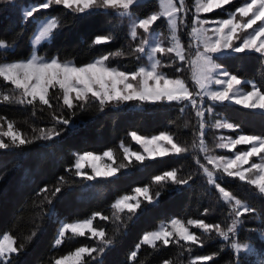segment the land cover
<instances>
[{
  "label": "trees",
  "instance_id": "obj_1",
  "mask_svg": "<svg viewBox=\"0 0 264 264\" xmlns=\"http://www.w3.org/2000/svg\"><path fill=\"white\" fill-rule=\"evenodd\" d=\"M42 2L0 0V40L6 45L0 47V62L27 59L33 52L32 40L38 22L48 16L56 17L61 26L54 31L50 41L40 45L38 53L41 56H56L63 61L83 64L112 53L107 63L123 71L138 70L147 62L146 52L137 59V55L131 54L129 50V45L135 46L144 30L137 28L138 35L133 41L130 28L132 19L160 15L158 0L131 6L128 10L131 19L119 6L88 9L84 14L74 13L63 6H54L25 20L23 11ZM195 2L184 0L191 18ZM244 2L231 0L228 5L208 16L226 17ZM150 29L152 32H160L164 37L170 33L167 21L161 15L149 26ZM98 35H110L112 40L93 43ZM167 56H159L162 60L161 68L171 77L184 75L186 79L183 68L180 72L176 71L183 62L175 57L173 66L165 67ZM220 62L227 72L237 75L244 82V88L250 90L251 81L264 90V57L260 54L237 53L220 59ZM8 85L0 82L1 91H6ZM191 90L194 91L192 85ZM60 92L55 88L49 90V97L56 94L50 103L58 111L67 112L59 98ZM210 105L214 109V119L223 118L238 126L230 134L264 136L263 111L227 103ZM71 119V125L64 126L65 130L59 136H53L50 140L33 139L38 135L36 130L50 131L53 127H60L52 119L48 107L38 101L29 105L26 101L16 103L0 96L1 129L11 124L16 133L30 140V143L18 146L12 144L9 136L3 137L9 147L0 149V238L9 234L16 246L36 232V236L26 243L24 252L17 257V264H55V260L75 251L77 247L97 246L98 238L89 233L79 237L68 234L62 244H55L62 222L89 218L93 228L102 229L112 243L95 260L85 254L83 261L86 264H236L237 255L230 242L225 241L214 229L206 232L188 223L189 220L200 219L205 223H219L222 230L231 224L228 215L230 205L218 189L208 182L206 174L196 163L197 159L214 172L221 187L256 209L253 214L242 213L235 242L255 245L252 253H243L242 250L244 264H264V254H261L264 249V195L259 193L255 185L248 184L247 180L228 176L222 170L214 169L207 161L205 152L223 153L217 146L219 131L211 127L204 131L203 141L207 147L204 152L198 139L199 124L195 110L188 101L183 104L113 102L102 109L98 103L90 101L83 110H77ZM133 131L142 136L168 134L181 146L188 147V152L145 158L143 163L135 158L125 159L124 146L140 150L130 135ZM86 151L95 154L112 151L117 166L124 164L126 167L112 177L84 181L67 169L72 166V172H75L78 155ZM169 171H175L178 178L187 179L191 176L192 179L187 184L179 185L172 178L164 177ZM83 173L93 174L91 169H85ZM157 175L164 179L156 181L154 177ZM61 176L65 180L61 192L51 197L52 203L49 204L39 189L45 186L51 188ZM137 187H147L153 202L149 203L144 196H140V208L135 214L128 213L127 209L120 211L112 207L119 198L134 194ZM156 193L160 195L157 197ZM97 212L100 215H94ZM103 216L108 219H102ZM173 218L182 220L198 237V242L184 241L176 235L168 245L161 241L154 245L142 242L145 233ZM137 243L140 244L139 248H136ZM132 251L137 252L134 259L130 256ZM205 255L212 259H198Z\"/></svg>",
  "mask_w": 264,
  "mask_h": 264
},
{
  "label": "snow or ice",
  "instance_id": "obj_2",
  "mask_svg": "<svg viewBox=\"0 0 264 264\" xmlns=\"http://www.w3.org/2000/svg\"><path fill=\"white\" fill-rule=\"evenodd\" d=\"M139 0H43L33 8H29L23 11L25 20L34 18L41 10H48L54 6H63L64 8L71 9L74 13L84 14L88 12V9L95 8H116L119 6L121 9L129 15L131 19V12L128 10L134 4H137ZM229 0H203V2L197 8V12H210L214 8H221L224 5H228ZM183 3L180 8L170 6L166 11V15L169 16V23L172 27L173 33L176 30V21L173 18L174 14L182 9ZM124 14V13H122ZM238 14V15H237ZM240 18H247L241 22ZM157 19L155 14L147 16L142 19H132L130 36L133 41L136 40L138 32L137 28L143 29V34L140 35L139 41L129 45L131 54H136L137 59L140 55L144 54L147 47L150 45V32L149 26ZM260 24L253 28V25ZM209 23L207 20H194L191 28L193 40L195 41V49L190 55H186L183 46L179 43V40L173 36L174 43L172 46L164 47L161 42L152 49L154 62L150 68L139 67L138 70L122 71L115 67H112L109 63V56L102 55L91 62L83 64H74L71 61H61L56 56L49 57L47 59L37 56L34 52L31 59L26 62L10 63L0 65V76L6 81H10L20 90L21 103L26 101L27 104L32 105L34 102H39L46 105L51 111L52 119L56 125L60 127H53L50 131L47 129L36 130L38 135L33 139L50 140L53 136H59L62 131L65 130L64 126L71 125L72 119L77 114V110H83L88 102L98 103L102 109L106 104L125 103L132 101L139 102H151V103H172L183 104L185 101L190 102L191 106L195 109L196 116L199 118L198 139L203 147L204 136V114L205 112L211 114L213 108L211 106L204 107V97H208L211 101H226L235 100L236 104L242 105L245 108L252 110L264 111V90L261 86L249 81L250 90L246 92H233V85H240L241 80L237 75L229 73L223 70L213 60V55L223 50H233L238 53L245 51H255L264 57V0H245V2L235 7L234 10L227 14V18H219L215 23V27L210 30L202 27V25ZM197 25H200L199 27ZM61 25L57 18L50 19L47 24L39 31L35 36V42L39 43L42 39L50 37L55 30ZM240 29H252L243 37L236 36V33ZM112 40L110 35H98L95 37L93 43L99 44L101 42H109ZM239 41V42H235ZM5 42L0 40V47H5ZM192 48V42H189V49ZM175 53V58L181 62H187L193 69V79L198 87V91H189L185 84V81L178 76L175 79H166L164 74L157 71L160 60L156 59L157 53ZM194 57V58H193ZM182 68L178 66L176 71L180 72ZM212 84L219 85L222 90H213L210 86ZM59 87L61 90L59 98L62 99L63 105L66 106L67 112L58 111L50 103V99L55 98L48 96L49 88ZM226 86V87H225ZM231 93V94H230ZM182 110V109H181ZM215 127H227L230 129H238L237 125L232 123H225L217 120ZM3 135L11 138L12 144L22 146L30 143L27 138H22L19 133L12 131V125L9 124L8 131ZM133 140L141 144L144 147V151L148 157L165 156L170 151L176 154L182 152L187 153L188 147L181 146L180 143L173 142L172 138L164 133L159 136H152V138H143L135 131L130 133ZM221 137V141H223ZM158 141H166L171 148L158 144ZM237 144H248L250 147L248 150L237 152L232 157L217 156L206 157L209 163L214 161L223 162V172L228 176L238 177L243 181L246 179L245 173L252 169L257 170L255 178L248 177L247 183L255 185L259 193L264 195V136L259 135H244L238 134L236 139L229 138L227 143H219L217 146L222 148L235 147ZM9 144L0 138V149H7ZM112 152L106 151L103 153L104 157L112 160ZM134 156L136 161L143 163L145 156L140 152H130L128 148H124V158L130 159ZM258 156L259 163L252 162L249 168L245 169L242 165L249 164V158ZM102 159L101 156L94 155L91 151L84 152L83 155L78 156L74 165L76 171L72 172V166L67 169L74 176L81 177L84 181H93L98 177L108 178L114 176L120 172L126 165L120 164L113 167L112 164H105L102 167L96 162ZM92 161L91 167L93 174L89 175L83 173L80 169L84 166V161ZM196 163L200 166L203 172L208 178V182L216 189H218L222 198L230 205V211L228 215L231 217V224L227 226L226 230H222L219 223H205L203 220H189V224H195L202 228L204 231L209 232L215 230L219 236L225 241L231 243V247L235 250L237 255L236 264H244L243 253H252L255 250L253 244H238L235 242L237 225L241 223L240 217L242 213L253 214L256 209L247 203H243L241 200L236 199L235 196L226 191L224 187H221L214 177V173L210 171L205 165L200 164L199 159ZM219 163H215L217 169L220 168ZM164 177H170L172 180L179 184H187L191 176L187 179L178 178L175 171H169L164 174ZM164 177L157 175L154 177L156 181L164 179ZM64 177L61 176L59 180L51 188L45 186L39 189V192L44 196V199L49 204L52 203L51 197H55L57 193L61 192V188L64 184ZM135 192L142 194L144 198L149 202H153V197L148 194L147 187H137ZM157 197L159 193L155 194ZM131 199H135L129 196H123L116 201L112 206L115 209L123 211L127 209L128 213L135 214L137 209L140 208V202L137 200L135 203H130ZM207 212V209L204 210ZM94 215H100L98 212ZM107 220V216L101 217ZM92 220H84L80 223H65L63 227L59 229V238L55 240V244L61 243V238L64 237L65 231L70 229L73 233H79L85 235L84 229L87 228L92 235L98 238V244L95 247H77L75 252H70L67 256H62L60 259L55 260V264H86L83 261V256L87 253L88 257L95 260L98 256L105 252L108 244L112 243V240L106 238L105 232L101 230L92 229ZM173 227L176 229L179 239L184 241H191L193 243L198 242V237L183 227L179 220L172 221ZM231 234V235H230ZM264 235V233H262ZM36 232L32 233V236L22 240L18 245L14 246V242L9 236H5L4 240L7 243H0V264H17V257L25 250L26 243L30 241ZM173 233L167 229H161L157 232H147L143 235L142 239L148 244H154L155 241H161L164 245H168L170 237ZM178 243V241H177ZM140 244L137 243L136 248H139ZM243 250V253H242ZM93 253L96 255L94 256ZM261 254H264V249L261 250ZM132 259L137 256L136 251L130 253ZM198 259L208 261L212 257L205 255Z\"/></svg>",
  "mask_w": 264,
  "mask_h": 264
},
{
  "label": "rangeland",
  "instance_id": "obj_3",
  "mask_svg": "<svg viewBox=\"0 0 264 264\" xmlns=\"http://www.w3.org/2000/svg\"><path fill=\"white\" fill-rule=\"evenodd\" d=\"M145 1H148V0H139V2H138L137 4L142 3V2H145ZM158 1H159V3H160V7H161L160 15L163 16V17H165V19H166V21H167V24H168V27H169V29H170V33L168 34V36H165V37H164V36L161 35L160 32H152L151 29L149 30L150 35H151V37H150V45L147 47V49H146V51H145V52H146V57H147V62H146V63H143L140 67L150 68V67H151V64L154 62L152 49H153V48L157 45V43H159V42H161L162 45H163L164 47L172 46V44L174 43V40H173V36H174V35H175V37L179 40V43L181 44V46H183L184 51H185V54H186V55H190L191 52L194 51V49H195V41L193 40V36H192V33H191V28H192V26H193V21H194V20H207L209 23L202 25V27L207 28V29L210 30L212 27H215V26H216L215 23H214V21H216V20L219 19V18H211V17H209L208 15H209L210 13L214 12L215 10L221 9V8H223V7L225 6V5H224V6H222L221 8H214L212 11L207 12V13H205V12H197V8H198L199 5L203 2V0H196V2H195V8H194L193 15H192V18H191V17H189V16L191 15V12L188 10L189 8L186 7V5H185V3H184V0H158ZM230 1H231V0H229V2H230ZM181 3H183V6H184V7H183L182 9H180V11L176 12V13L174 14V17H173V18L175 19V21H176V30H175V33H173L172 27H171V25H170V23H169V19H170V18H169L168 15H166V11L169 9L170 6H175L176 8H180ZM134 5H135V4H134ZM152 15H153V14H152ZM160 15H159V14L156 15V16H157V19L160 17ZM237 15H238V14H237ZM52 18H56V17H54V16H48V17H45L44 19H42L41 21L38 22L37 29H36V32H35L34 38H33V40H32L33 52H34L37 56H39V57H43V58H45V59H47V58H49V57L39 55L38 50H39V47H40V45H41L42 43H44V42H48V41L51 40L53 34H52L50 37H47V38L42 39L39 43H36V42H35V36L38 35L39 31H40V30H41V29L47 24V22H48L50 19H52ZM223 18H227V16H226V17H223ZM240 19H241V22H243V20H245V19H247V18H240ZM153 22H155V21H153ZM259 24H260V21H257V24H256V25H253V28L257 27ZM197 26L199 27L200 25H197ZM251 30H252V29H240V30L237 31L236 36L243 37L244 35H246V34H247L248 32H250ZM189 42H192V48H191V49H189ZM235 42H239V41H235ZM33 52H32V54H33ZM245 52H255V51H251V50H249V51H245ZM237 53H238V52H235V51H233V50H223V51H220V52L214 54V55H213V60H214V62L217 63V64H218L223 70L227 71V70L224 68V66L221 64L220 59L225 58V57L230 56V55L232 56V55L237 54ZM32 54H31L27 59L20 60V61H13V62H0V65L10 64V63L26 62L28 59H31ZM161 54H162V55L168 54V56H167V58H166V61L164 62V65H165V67H166L167 65H168V66H173L175 53H174V52H173V53H170V55H169V53H157V54H156V59H159V60H160V65H158V67H157V71H158L159 73L164 74V77H165L166 79H175L177 76H176V77H171V76H169V75L164 71V69L161 68V67H162V60H161L160 57H159ZM193 58H194V57H193ZM95 59H97V58H95ZM59 60H60V59H59ZM93 60H94V59H93ZM93 60H92V61H93ZM61 61H63V60H61ZM69 61H71V60H69ZM71 62L74 63V64H77V63H75L74 61H71ZM90 62H91V61H90ZM114 67L117 68L118 70H122L121 68H118V67H116V66H114ZM163 67H164V66H163ZM182 68H183L184 70H183ZM182 68H181V69H182L183 73H186V76H187L186 79H187V80L184 78V75H183V76H180V77L178 76V77L185 81V84H186V86L188 87L189 91H192V90H191V85H192V87H194V91H193V92L198 91L199 89H198V87H197V85H196V83H195V81H194V79H193V75H192V73H193V69L190 67V65H189L187 62H183ZM138 69H139V68H138ZM122 71H123V70H122ZM0 82H4V83H9V84H10V85L7 86L6 91H1V89H0V96H1L2 98H6V99H8V100H12V101H14V102H16V103H21L20 90L17 89V88L15 87V85L11 84L10 81H6V80H4V78H3L2 76H0ZM243 83H244V82L241 80V84H240V85H233V89H232L233 92H240V93H242V92H246V91H248V89H246V88H244V87L242 86ZM189 84H191V85H189ZM210 87H211L213 90H222L221 87H220L219 85L212 84ZM225 87H226V86H225ZM50 89H51V87L49 88V90H50ZM55 89L60 90L58 86L55 87ZM49 90H48V92H49ZM60 91H61V90H60ZM230 94H231V93H230ZM211 103H213V104H215V103H227V104H234V105H237V106L243 107L242 105L236 104L234 99H233V100H226V101H222V102H221V101H211L208 97L205 96V97H204V100H203V106L206 108V107H208V106H211V105H210ZM189 104H190V102H189ZM190 105H191V104H190ZM244 108H245V107H244ZM194 110H195V109H194ZM251 110H252V109H251ZM258 111H259V110H258ZM260 111H261V110H260ZM263 112H264V111H263ZM195 115H196V113H195ZM213 116H214V109H213V112H212L211 114L205 112L204 117H203L204 124H205V126H204V131H208V129H209L210 127L212 128V130L214 129L215 131H219L218 134H217V139H218L217 141H218V144L221 143V142H223V143H227L228 140H229V138H231V139H236V137H237L238 134H230V132H231L232 130H234V129H230V128H227V127H220V128L215 127V123H216L217 120L222 121V122H225V123H230V122L226 121V120L223 119V118H220V119H214ZM196 119H197L198 124H199V118H198L197 116H196ZM8 126H9V125L4 126L3 129H1V126H0V131H1V132H0V138L3 139V137H7V136H5V135H3V134H4L5 132L8 131ZM12 131H13L14 133H16V132H15V129H14V127H13V125H12ZM137 135H139V136H141V137H143V138L149 139V140L152 138V136H142V135H140V134H137ZM159 135H161V134H159ZM159 135H155V136H159ZM167 135H168V134H167ZM244 135H247V134H244ZM170 137H171V136H170ZM221 137L224 138L223 141H221ZM171 138H172V137H171ZM172 140H173V139H172ZM173 142H175V141L173 140ZM135 143L139 146V149H140V150H133L131 147H126V146H124V148H128V149L130 150V152H140L142 155L145 156V158H152V157H148L147 153L144 151V147H143L141 144L137 143L136 141H135ZM157 143H158V144H163L164 146H166V147H168V148H171V146L168 145L166 141H158ZM200 147H201V145H200ZM249 147H250V146H249L248 144H237V145H235V147H231V148H222V147H219L221 150H223V153H213V152H205V150L207 149V147H206V145L203 143V147H202L201 149L206 153V157H212V158H214V157H217V156H225V157H232V158H234V156H235V154H236L237 152L244 151V150H248ZM105 152H106V151H105ZM111 152H112V151H111ZM103 153H104V152H103ZM103 153H100V154H95V153H94V155H97V156H101V157H102V159H101L100 161H97L96 163H97L99 166H101V167H102L103 165H105V164H112L113 167H116L117 164H116V162H115V158H114V156L112 155V160H109L107 157H104V156H103ZM169 153H174V152H171V151H170ZM112 154H113V153H112ZM81 155H83V154H79L78 156H81ZM132 158H135V157H134V156L130 157V159H132ZM130 159H129V160H130ZM207 161H208V159H207ZM252 162L259 163V162H260L259 157H258V156L250 157V158H249V164L242 165V167L245 168V169H247V168H249V165H250ZM91 163H92V161L85 160V161H84V166H83L82 169H80V171L83 172L85 169H91V170H92ZM215 163H219V164L221 165L219 169L223 171V162H220V161H214V163H210V164L213 166L214 169H217V168L215 167ZM219 169H218V170H219ZM92 172H93V170H92ZM213 173H214V172H213ZM256 175H257V170L252 169L251 171L245 173V177H246L245 180H247L248 177L255 178ZM214 177H215V174H214ZM215 179H216V177H215ZM125 196H129V197L135 198V199H131V200L129 201L130 203H135L137 200L139 201V197H140V196H143V195H142V194H138V193L135 192V193L132 194V195H125ZM119 199H120V198H119ZM89 219H90V218H89ZM89 219H84V220H89ZM84 220H77V221H73V222H62L61 225H60V227H59V229H60L61 227H63V225H64L65 223H72V224H75V223H80V222H82V221H84ZM173 220H179L180 223H181V225H182L183 227H185V228L188 230L189 233H192L191 230L188 228V226H187L182 220H180V219H178V218H173V219H171V220L168 221V222H162V223H160L159 226H158V228L155 229V230H153V231H151V232H157V231H160L161 229H167V230H169V231H171V232L173 233V236H175V235L178 236V234H176V229H175V228L173 227V225H172V221H173ZM193 225H195V224H193ZM91 227H92V229H94V228H93V223H92ZM95 230H96V229H95ZM84 232H85V235H86L87 233H89V234L92 235V233H91V232L89 231V229H87V228L84 229ZM68 234H71V235H73L74 237L82 236V235H80L79 233H73L70 229H68V230L65 231V235H64V237L61 238V243H60V244H62L64 238L67 237ZM192 234H193V233H192ZM6 235L9 236V237L11 238V240L14 242V239H13L9 234H5V235H3V236L0 238V243H7V241L4 240V237H5ZM173 236L170 237V239L173 238ZM178 237H179V236H178ZM57 238H59V234H58V237H57ZM142 242H143V243H146V242L143 241V239H142ZM157 242H158V241H155L154 244H156ZM60 244H59V245H60ZM147 244H148V243H147ZM154 244H151V245H154ZM59 245H57V246H59ZM14 246H15V243H14ZM73 252H75V251H73ZM85 254H87V253H85ZM85 254H84V255H85ZM67 255H68V254H67ZM67 255H66V256H67ZM83 257H84V256H83Z\"/></svg>",
  "mask_w": 264,
  "mask_h": 264
}]
</instances>
